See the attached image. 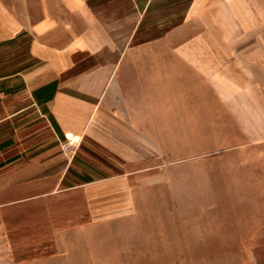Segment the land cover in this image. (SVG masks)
Segmentation results:
<instances>
[{
  "label": "crops",
  "instance_id": "1",
  "mask_svg": "<svg viewBox=\"0 0 264 264\" xmlns=\"http://www.w3.org/2000/svg\"><path fill=\"white\" fill-rule=\"evenodd\" d=\"M203 123L264 142V0H0V264L43 263L16 262L9 218L73 190L63 144L130 163Z\"/></svg>",
  "mask_w": 264,
  "mask_h": 264
},
{
  "label": "rangeland",
  "instance_id": "2",
  "mask_svg": "<svg viewBox=\"0 0 264 264\" xmlns=\"http://www.w3.org/2000/svg\"><path fill=\"white\" fill-rule=\"evenodd\" d=\"M8 60L31 64L27 48ZM174 125L141 140L130 163L76 149L73 190L9 218L16 262L264 264V142L237 146L231 123L188 126L201 137L180 139Z\"/></svg>",
  "mask_w": 264,
  "mask_h": 264
},
{
  "label": "built area",
  "instance_id": "3",
  "mask_svg": "<svg viewBox=\"0 0 264 264\" xmlns=\"http://www.w3.org/2000/svg\"><path fill=\"white\" fill-rule=\"evenodd\" d=\"M62 152L67 156L70 157V160L73 159V157L76 154V148L70 144V143H65L62 145Z\"/></svg>",
  "mask_w": 264,
  "mask_h": 264
},
{
  "label": "trees",
  "instance_id": "4",
  "mask_svg": "<svg viewBox=\"0 0 264 264\" xmlns=\"http://www.w3.org/2000/svg\"><path fill=\"white\" fill-rule=\"evenodd\" d=\"M84 181L86 183H90L91 182L90 178L89 179L88 178H84ZM34 258H37L36 255H27V254L23 253V254L18 255L17 261L18 262H24V261H28V260L34 259Z\"/></svg>",
  "mask_w": 264,
  "mask_h": 264
}]
</instances>
